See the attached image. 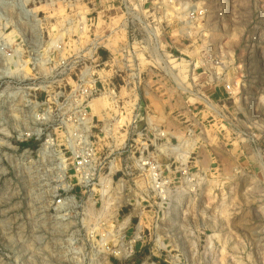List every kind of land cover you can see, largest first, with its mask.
Instances as JSON below:
<instances>
[{"label":"rangeland","instance_id":"1","mask_svg":"<svg viewBox=\"0 0 264 264\" xmlns=\"http://www.w3.org/2000/svg\"><path fill=\"white\" fill-rule=\"evenodd\" d=\"M121 2L0 0V264H264V0Z\"/></svg>","mask_w":264,"mask_h":264},{"label":"built area","instance_id":"2","mask_svg":"<svg viewBox=\"0 0 264 264\" xmlns=\"http://www.w3.org/2000/svg\"><path fill=\"white\" fill-rule=\"evenodd\" d=\"M158 1L159 0H156V2H158ZM121 3L124 6L126 12H128L127 10L129 9V6L127 4V0H122ZM162 3L164 4V7H165V2H161L159 4L163 5ZM161 5H158V3L157 4L154 3L153 4V7L156 6V8L159 9V8L162 7ZM167 9H168V7L166 5V7L164 8V10H167ZM163 15H164V17H166L165 19L168 20L167 18H169V17H167V16L169 14H165V12H164ZM186 20L187 21H190L187 18H186ZM187 21H186V23H187ZM188 28L185 27L184 30H186ZM189 31H191V28H189ZM187 34L189 35V32H187ZM160 49L161 48H160L159 44L156 47V49H155V44H154V46L152 45V48L150 49L151 50L150 53L152 54L153 58H155V60H158L159 61V64H163L165 67H169L170 64H171L170 62H172V61L175 62L177 58L174 57V54H171L170 52H168L166 50L164 51V50H160ZM123 51H125V50H123ZM178 63L181 64L180 62H178ZM224 87L226 89V93H228V95H229L231 93L230 92V89H229V84H226ZM202 96L204 97V99L201 98V97L200 98L198 97L197 99H199V101H201L206 106L207 109H210V110H213L214 112H216V114L219 117V119L220 118L221 119L224 118L222 116V114H221L220 111H218L217 109H215V107L213 108V107L209 106L208 103L206 102V101H208L212 105L211 100H209V98L205 97V95H202ZM133 123H135V121H133ZM133 134H134V132H133ZM128 135H129L128 138H130V132L128 133ZM131 148H132V145H131ZM261 160H262V158H261ZM83 165H84V161L82 160V158H80V160H77L76 161V168L77 169L83 168ZM155 169L156 168L154 166H151V170L150 171H151L153 177H156V174H155V171H154ZM56 203L61 204V205H65V206L66 205L67 206L69 205V201H67V200L66 201H62L61 199H58ZM120 235H121L120 236V239H121V242L123 241V244H122V246H121V244L118 245L114 250H115L116 254H118L121 258H128V256L132 253L133 246H134V244L137 241V237L134 235L132 239H130V238L127 239L126 238V235H125V232L123 234H120ZM186 264H190V262H187Z\"/></svg>","mask_w":264,"mask_h":264},{"label":"crops","instance_id":"3","mask_svg":"<svg viewBox=\"0 0 264 264\" xmlns=\"http://www.w3.org/2000/svg\"><path fill=\"white\" fill-rule=\"evenodd\" d=\"M223 88L219 86L218 88L212 89V91H208L211 94L210 99L212 101H217L222 98H225V91L222 90ZM209 99V100H210ZM184 105V112H186V122H188V125H186V129L189 127V125H192L196 128H199L200 132H203L204 129L207 128V123H209L208 119L210 117V111L206 108V106L197 99H185L181 97V100H179ZM179 105V104H178ZM184 128V130H186ZM175 132H167L169 133L168 136H171V133Z\"/></svg>","mask_w":264,"mask_h":264},{"label":"bare ground","instance_id":"4","mask_svg":"<svg viewBox=\"0 0 264 264\" xmlns=\"http://www.w3.org/2000/svg\"><path fill=\"white\" fill-rule=\"evenodd\" d=\"M230 88V87H229ZM183 90H188V91H190L191 92V94H193L194 96H196V95H198L199 96V94H197V93H194L193 91H192V89L191 90H189L188 89V87H185V88H182ZM200 97V96H199ZM210 103V102H209ZM210 106H211V103H210Z\"/></svg>","mask_w":264,"mask_h":264}]
</instances>
